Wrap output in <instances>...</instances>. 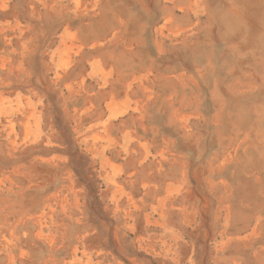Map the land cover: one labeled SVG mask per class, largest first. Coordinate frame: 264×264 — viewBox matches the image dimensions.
<instances>
[{
    "label": "rangeland",
    "instance_id": "1",
    "mask_svg": "<svg viewBox=\"0 0 264 264\" xmlns=\"http://www.w3.org/2000/svg\"><path fill=\"white\" fill-rule=\"evenodd\" d=\"M0 264H264V0H0Z\"/></svg>",
    "mask_w": 264,
    "mask_h": 264
}]
</instances>
